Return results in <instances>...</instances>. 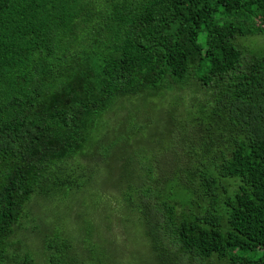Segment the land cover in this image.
I'll list each match as a JSON object with an SVG mask.
<instances>
[{"label": "trees", "instance_id": "obj_1", "mask_svg": "<svg viewBox=\"0 0 264 264\" xmlns=\"http://www.w3.org/2000/svg\"><path fill=\"white\" fill-rule=\"evenodd\" d=\"M259 34L264 0H0V264H83L88 228L75 243L31 207L89 192L100 164L128 180L118 222L149 264H264V49L242 44ZM189 82L205 97L186 103V150L141 165L142 111L172 90L182 107Z\"/></svg>", "mask_w": 264, "mask_h": 264}, {"label": "rangeland", "instance_id": "obj_2", "mask_svg": "<svg viewBox=\"0 0 264 264\" xmlns=\"http://www.w3.org/2000/svg\"><path fill=\"white\" fill-rule=\"evenodd\" d=\"M242 44L246 46L248 50H263L264 35L259 34L256 36H250V38L242 40ZM249 59H251L250 52L247 51L243 56V60L246 61ZM164 94L165 96L159 101L162 103H157L164 106L163 109L155 106L153 110L148 111L150 107H147L145 111H142L150 120V124H147V127L143 124V126L139 128L141 136L144 140H147V143H137L135 147H132L135 157L140 161L141 165L149 166L150 163L151 165L153 163V165L160 170L167 169V164L170 158L167 157V150L170 152H172V148L175 151L180 149L186 150L182 135H185L187 129L182 126L188 122L190 114L195 113V108L189 107L186 103H190V101L195 99H203L205 97L201 93L199 87L193 82H189V84L185 85V87L177 94L181 97L180 99H182L180 102L182 107L172 108L171 104H173V101L168 103L170 104L169 107L165 106L166 104L164 102H167L170 97L176 96V91L172 90ZM135 107L140 108L141 106L140 104L136 106V103H134V108ZM106 122H108L107 126L111 127L113 126V123L117 122V120L114 119L112 122L110 120ZM174 127L176 128L174 134L182 141L179 147L173 140L174 135L171 138L170 135L167 136L169 130L172 129L173 131ZM150 141L153 142L151 143ZM130 152L127 151L126 153ZM126 153H124V155ZM122 154L123 152H120V155ZM106 168L105 164H100L97 170L98 178L96 177V180H91L88 185L89 192L76 193L73 190H70L60 197L37 199L36 201L38 202L36 207H34V209L31 207L33 216L36 214V216H40L41 220H46L44 223V229H47L50 226L52 229L51 234H62L63 238H68L69 240L73 238L75 243H77L81 236L82 228L86 226L90 233L88 238H92L91 240L94 242H90V244L92 243L90 248L94 254L91 253L88 258L85 257L84 259L80 257V259H83V264H93L97 259L100 264H149L151 258L148 257L145 252H142V245L136 244H141L140 241L138 242L134 237H131L129 246H127L126 242L124 243V236L122 235L121 227L118 222L121 213H117V205H115L114 200L115 194L118 193V190L122 191V189H127L128 180L127 178L120 177L117 170L114 171V169H112L109 171V169ZM103 175L106 179L101 178ZM124 185L125 187H123ZM106 214H108L109 217V223H107V226L105 223L107 219ZM29 216H31V213ZM35 218L36 220L38 219V217ZM41 220L38 219L37 222L41 223ZM85 220H88L87 225ZM27 223L31 224L32 222L24 220V230H21L20 227L18 228L19 231H16V234L13 235L14 240L17 237L18 232H22L18 235L17 241L22 243L21 249L23 251L25 238L28 237L27 241L31 240L33 242L36 240L38 241L39 238L38 235H36L37 231L31 230L35 233L31 234V231L27 230ZM105 230L108 240L104 235ZM23 231L28 232L29 234H24ZM107 241H110L112 246L117 247L108 248V246H106ZM27 245L34 250V246L30 244ZM95 245H97L96 249ZM35 254L37 257L38 253L36 252ZM244 254L255 258L259 252L246 251ZM19 259L21 260L22 256H18L17 260ZM192 264L198 263L194 262ZM212 264L216 263L214 262Z\"/></svg>", "mask_w": 264, "mask_h": 264}]
</instances>
